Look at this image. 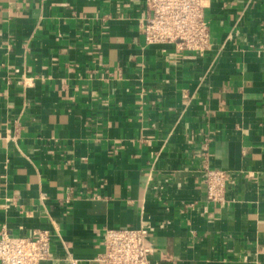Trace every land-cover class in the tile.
Wrapping results in <instances>:
<instances>
[{
	"label": "crops",
	"instance_id": "1",
	"mask_svg": "<svg viewBox=\"0 0 264 264\" xmlns=\"http://www.w3.org/2000/svg\"><path fill=\"white\" fill-rule=\"evenodd\" d=\"M145 16L0 0V230L48 229L44 264H99L106 228L142 224L152 264H264V0H211L204 55L146 45Z\"/></svg>",
	"mask_w": 264,
	"mask_h": 264
},
{
	"label": "built area",
	"instance_id": "2",
	"mask_svg": "<svg viewBox=\"0 0 264 264\" xmlns=\"http://www.w3.org/2000/svg\"><path fill=\"white\" fill-rule=\"evenodd\" d=\"M211 0H144L146 16L142 23L148 46L171 45L177 51L204 55L211 49V32L205 11ZM228 173L203 168V183L209 203L227 201ZM149 227L106 228L99 264H152V249L145 243ZM53 235L48 229L34 230L29 237L13 236L0 230V264H44L52 257ZM71 264H74L73 262Z\"/></svg>",
	"mask_w": 264,
	"mask_h": 264
}]
</instances>
